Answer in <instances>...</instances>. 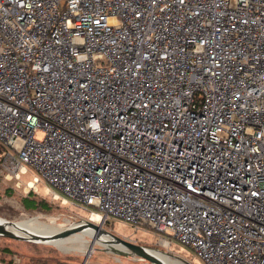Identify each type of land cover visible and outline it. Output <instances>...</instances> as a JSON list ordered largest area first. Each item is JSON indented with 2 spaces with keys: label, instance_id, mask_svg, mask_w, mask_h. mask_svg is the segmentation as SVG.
<instances>
[{
  "label": "built area",
  "instance_id": "2783aa9c",
  "mask_svg": "<svg viewBox=\"0 0 264 264\" xmlns=\"http://www.w3.org/2000/svg\"><path fill=\"white\" fill-rule=\"evenodd\" d=\"M0 143L27 192L264 264V0H0Z\"/></svg>",
  "mask_w": 264,
  "mask_h": 264
},
{
  "label": "rangeland",
  "instance_id": "374dc122",
  "mask_svg": "<svg viewBox=\"0 0 264 264\" xmlns=\"http://www.w3.org/2000/svg\"><path fill=\"white\" fill-rule=\"evenodd\" d=\"M37 136L42 137L43 133L38 132ZM37 174V171L29 170L26 174H22L20 179H8L0 171V220L17 221L39 216L41 221L53 223L57 228L63 229L74 224L84 223L88 219L100 224L101 229L112 232L114 235L130 238L148 249H158L181 264H204L189 246L174 238L169 247L160 241L162 234L151 228L145 226L137 228L132 223L118 218H113L105 224L93 220L88 209L80 205L64 203L60 198H54L42 181L37 183L36 189L33 190L36 191L38 200H47L50 210L26 209L22 199L28 194V181H30L29 185L33 187L32 179ZM88 227L90 226L84 229ZM81 231L73 232L65 237H56L61 231L45 233L44 235L50 237L47 240L0 234V258L7 260L12 257L13 260L18 259L19 264H154L132 252L110 250L99 239L107 235L106 232H100L99 238L93 239ZM48 240L50 241L48 242ZM106 242L107 244L116 243L112 240Z\"/></svg>",
  "mask_w": 264,
  "mask_h": 264
},
{
  "label": "bare ground",
  "instance_id": "6f19581e",
  "mask_svg": "<svg viewBox=\"0 0 264 264\" xmlns=\"http://www.w3.org/2000/svg\"><path fill=\"white\" fill-rule=\"evenodd\" d=\"M91 216H92L91 218L93 220H95V221H97L99 223H103V221L100 220V215L98 213H92ZM5 220L6 219L0 220V222L1 221H5ZM85 221L92 222L91 220H88V219H86ZM17 224L19 225V227L10 226V229L15 231L17 234L27 235V237H32L34 239H37L38 237L30 235V233L31 234H35V235H44L45 233H51V232L55 233L57 231H63L65 229H67V228H63V229L62 228H57L55 225H53V223L43 222V221H41L39 219V216H33V217H28V218H24V219H21V220H17ZM76 225L77 224H74L72 226H76ZM23 228L27 229L30 232H26V230H24ZM81 232L84 233L85 235L89 236L90 238H93V239L99 238V235H100V231H98L97 229H95V228H93L91 226L86 228V229H84V230H82ZM99 239L101 240V242L104 243V245L106 244L109 247L110 250L111 249H115V250L123 251V252H127L128 251V249L122 244H117V243L107 244L106 241H109L110 239H112V236L109 235V234L104 235L102 238H99ZM49 241L50 240H48V242ZM163 243H165V242H163ZM165 244H167V243H165ZM149 249L151 250V252L153 254H155L157 257L161 258L165 262V264H181L179 261L173 260L170 256H168L167 254H165L164 252H162V251H160L158 249H151V248H149Z\"/></svg>",
  "mask_w": 264,
  "mask_h": 264
},
{
  "label": "water",
  "instance_id": "95a60500",
  "mask_svg": "<svg viewBox=\"0 0 264 264\" xmlns=\"http://www.w3.org/2000/svg\"><path fill=\"white\" fill-rule=\"evenodd\" d=\"M10 226L19 227V225L17 224V221H11V220L1 221L0 222V234H4L7 236H11V237H27L26 235L17 234L15 231L10 229ZM87 226H91L100 232H102V231L106 232L107 234L112 236V239H110V240L115 241L117 244L124 245L128 249L129 252H132L133 254H136L139 257L145 258V259H147L150 262L155 263V264H165V262L161 258H159L155 254H153L151 252V250L146 248L143 244L137 243V242L131 240L130 238H123V237H119L117 235H114L112 232H108V231L101 229L99 224L93 223L90 221H85L84 223L77 224L76 226H72V227L70 226L67 229L59 232L56 235V237H65V236H67L73 232L83 230ZM23 229L26 230V232H30L25 228H23ZM30 235L38 237L37 239H40V240H47L50 238L49 236H46V235H35V234H31V233H30Z\"/></svg>",
  "mask_w": 264,
  "mask_h": 264
},
{
  "label": "trees",
  "instance_id": "16d2710c",
  "mask_svg": "<svg viewBox=\"0 0 264 264\" xmlns=\"http://www.w3.org/2000/svg\"><path fill=\"white\" fill-rule=\"evenodd\" d=\"M4 149L5 147L3 146L2 143H0V157L4 152ZM35 192H36L35 190L31 189L28 192V194L23 197L22 199L23 206L29 210H35L38 208H41L42 210H50V206L47 200L45 199L38 200ZM11 258L12 257H10V259H7V260L0 258V260L10 262Z\"/></svg>",
  "mask_w": 264,
  "mask_h": 264
}]
</instances>
